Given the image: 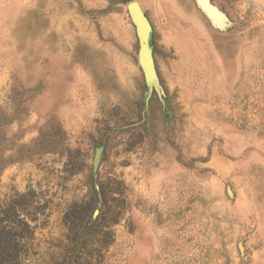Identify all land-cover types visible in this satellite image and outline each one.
Listing matches in <instances>:
<instances>
[{"label":"rangeland","instance_id":"rangeland-1","mask_svg":"<svg viewBox=\"0 0 264 264\" xmlns=\"http://www.w3.org/2000/svg\"><path fill=\"white\" fill-rule=\"evenodd\" d=\"M206 1L0 0V200L47 215L27 264L61 262L96 174L117 222L84 264H264V0Z\"/></svg>","mask_w":264,"mask_h":264},{"label":"trees","instance_id":"trees-1","mask_svg":"<svg viewBox=\"0 0 264 264\" xmlns=\"http://www.w3.org/2000/svg\"><path fill=\"white\" fill-rule=\"evenodd\" d=\"M93 187L97 204L89 214L87 213L88 208H84L85 217H79L85 222L84 226L74 231L70 224L68 225L71 219L64 217L62 220L66 229L62 236L68 241V247L59 264H84V257L89 254L86 247L88 244H94L95 239L93 238L103 235L108 236L110 241L112 240L113 234L108 228L117 221L111 219L112 221L109 222L102 218L100 207L104 194L102 185L97 182V174L93 176ZM36 198L35 191L28 188L25 192H15L0 200V264H27L26 261L37 254L36 248L39 244L35 243L36 229L43 224L39 222V216L46 217L47 215L43 213L45 207L39 204ZM96 227L102 230L94 231L93 228ZM103 228L108 230H103ZM101 245L103 246V242ZM101 252L100 248L97 252L100 259L103 258ZM50 263L56 264L54 257Z\"/></svg>","mask_w":264,"mask_h":264},{"label":"water","instance_id":"water-1","mask_svg":"<svg viewBox=\"0 0 264 264\" xmlns=\"http://www.w3.org/2000/svg\"><path fill=\"white\" fill-rule=\"evenodd\" d=\"M201 1L203 7L206 10H210L208 2L206 0H201ZM127 11L134 25L135 33L138 41V51H137L138 62L145 79L148 82H150L153 79H155V71H154L151 52L148 45L149 25L141 11L138 2L136 1L128 2Z\"/></svg>","mask_w":264,"mask_h":264}]
</instances>
